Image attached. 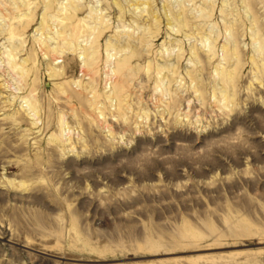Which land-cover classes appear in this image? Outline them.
Wrapping results in <instances>:
<instances>
[{
  "label": "rangeland",
  "instance_id": "1",
  "mask_svg": "<svg viewBox=\"0 0 264 264\" xmlns=\"http://www.w3.org/2000/svg\"><path fill=\"white\" fill-rule=\"evenodd\" d=\"M11 1L13 14L0 9V49L18 66L0 78V264H263L264 0L253 11L246 0H147L145 11L76 0L73 28L96 29L58 36L39 28L44 14L65 18L64 0H28L34 22L16 35L32 8ZM164 5L190 27L171 29ZM40 37L61 51L44 55ZM84 45L100 56L87 72Z\"/></svg>",
  "mask_w": 264,
  "mask_h": 264
},
{
  "label": "bare ground",
  "instance_id": "2",
  "mask_svg": "<svg viewBox=\"0 0 264 264\" xmlns=\"http://www.w3.org/2000/svg\"><path fill=\"white\" fill-rule=\"evenodd\" d=\"M9 1H11V0H9ZM8 1V2H9ZM27 1V3H26V5L28 4L29 6V8H32L31 9V11L29 12V13H27L26 14V16H27V20H26V23L25 22H23L22 24H21V22H20V24H17L16 26H14V27H12L11 28V30H10V32L9 33H11V34H21V32L22 31H26V30H28L29 28H30V25L32 24V22H34V18H35V15L36 14H34V12L36 11V9H37V6L36 7H32L30 4H29V2H28V0H26ZM246 1H248V2H246ZM245 1V3H246V8L249 10V11H253L254 10V3L252 2L253 0H246ZM7 2V0H0V9H4V10H7V11H9V14H13V12L14 11H12L13 9H11L9 6H8V4L10 5V3L12 4V1L11 2H9L8 3ZM13 2L15 3V5L17 4V9L19 8L20 9V7L22 6L21 4H19L18 2L19 1H17V0H13ZM252 2V3H251ZM21 3V2H20ZM22 4H25V0H23L22 1ZM61 4H62V6H60V11H62V12H65V11H63V10H66V11H68V9H71V11H69V12H66L65 13V18H62L61 16H52V17H50V20L46 17V14H44L43 15V19H42V22L40 23L41 24V26H40V28H39V30H42V32H43V30H44V28H46V27H48V29L47 30H50V31H48V32H50L51 33V31H52V33H54L55 35H60V34H67V32H68V30H71V35L72 34H81L82 35V29L84 30V32L86 31H91V33L96 29V27H94V25L92 26H89V23L90 22H88L87 21V23H84L83 24V26H81V27H78V28H73V25H72V20H73V18H75V17H77V15H78V13H80L81 11H83L84 10V6L79 2V1H76V0H67V2H65V0L63 1V2H61ZM71 7H69V6ZM24 7H25V5H23ZM132 6L133 7H135L136 8V10L138 11V10H144L145 11V9H147V7H149L150 6V3H149V1H147V0H144V1H142V0H138L137 2H135V3H133L132 4ZM14 7V6H13ZM54 7V5H53V3L52 2H50L49 1V3H48V5H47V7H46V11L47 10H49V9H51V8H53ZM23 8V7H22ZM26 8V7H25ZM19 9H18V11H19ZM93 9H95L94 7H93ZM164 9H165V11H166V14H167V17L169 18V27L171 28V29H173V30H176V33H179L180 32V28L181 27H190V25H189V20L187 19V16L185 17V15L183 14V13H181V14H174L171 10H169V8H168V6L167 5H164ZM22 10V9H21ZM24 10V9H23ZM94 11V10H93ZM96 11H99L98 9H96ZM6 12V11H5ZM95 12V11H94ZM46 13V12H45ZM96 13V12H95ZM99 12H97L96 14H98ZM7 14H8V12H7ZM8 14V15H9ZM93 14V13H92ZM255 14V13H254ZM9 16H11V15H9ZM13 16V15H12ZM21 16V15H20ZM24 16V15H23ZM25 16V17H26ZM24 17V18H25ZM157 16H154V19L156 20V22H158V19L156 18ZM23 18V19H24ZM62 18V19H61ZM94 18V17H93ZM21 19V18H20ZM160 19V18H159ZM20 21H22V20H20ZM53 21V22H52ZM57 21H59V23L62 25V27L63 28H59L58 27V24H56L57 23ZM49 22H50V24H49ZM52 22V23H51ZM107 23V22H106ZM78 26H79V24H78ZM4 27V26H3ZM70 28V29H68L67 30V32H66V28ZM156 27H158V26H156ZM85 28V29H84ZM89 28H90V30H89ZM95 28V29H94ZM99 28V27H98ZM109 25L108 26H104L103 28H99V30H98V34H99V36H101L102 34H105L106 33V31L107 30H109ZM152 25H149L148 24V22H147V20H146V22H145V28H144V33L143 34H151V32H152ZM38 29V28H37ZM4 30H5V27H4ZM6 31V30H5ZM97 31V30H96ZM95 31V32H96ZM4 32V31H3ZM70 32V31H69ZM83 32V33H84ZM1 33V32H0ZM90 33V32H89ZM96 33V34H97ZM175 33V32H174ZM87 34V33H86ZM94 34V33H93ZM193 34V33H192ZM69 35V34H68ZM70 35V36H71ZM80 35V36H81ZM77 36V35H76ZM79 36V37H80ZM93 36V35H92ZM72 37V36H71ZM83 37V36H82ZM49 38H51V37H49ZM146 37L145 36H139L138 37V40H139V42H140V44L141 43H143L146 39H145ZM54 39H55V37H54ZM56 39H57V37H56ZM66 41V40H65ZM86 41V40H85ZM207 42H210V39H208L207 38V40H206ZM38 42H39V49H41V51L43 52V54L44 55H50L52 52H54V53H56V52H59V51H61V47L60 46H57V47H53L50 43H48V41H47V39L46 38H42V37H40V39H38ZM53 42V41H52ZM65 43V42H64ZM67 43L68 44H70L71 45V40H70V42H68L67 41ZM66 43V44H67ZM73 44H74V42H73ZM72 44V45H73ZM80 44V43H79ZM92 44H94V43H91V45ZM95 45V44H94ZM91 46V47H89V46H80V49L82 50V55H83V59L84 58H86V60H84L85 62L83 63L84 65H85V67H83V72H87V71H90V70H94L95 69V65L98 63V59H100V56H99V51H98V48L97 47H95V46ZM89 47V48H88ZM72 48H74V47H72ZM1 50V49H0ZM73 50V49H72ZM2 51V50H1ZM0 51V52H1ZM40 51V52H41ZM74 51V50H73ZM237 51H238V49H236V54H237ZM33 52H34V50H33ZM41 52V53H42ZM36 53V52H35ZM54 53H52L53 55H54ZM191 54L196 58V60L198 61V62H200L201 64H203V68H205V66H206V63H205V60H204V57L202 56V54H201V52H200V50L196 47V46H192L191 47ZM2 55H3V57L2 58H0V78H1V76L3 75V76H5V74L8 72H11V70L13 69V67L11 66V64H13V62H15L16 61V58L15 57H13V55H12V53L9 51V50H3L2 51ZM14 55H16V54H14ZM64 55V54H63ZM15 58V59H14ZM87 58H88V60H87ZM132 58V56H129V55H125L124 57H123V59H121L120 61H115V62H113L112 64H111V66H109L108 67V76H109V79L111 80V78H112V76L113 77H118V75H123L124 74V69H126L125 67H126V64H127V66H128V64L130 63L129 61H130V59ZM54 59V61H58L59 59H60V57H55V58H53ZM74 59V58H73ZM15 60V61H14ZM27 61V59L25 60V62ZM87 61V62H86ZM129 62V63H128ZM17 63V62H16ZM109 63H111V59H109L108 60V64ZM13 65H16V67L18 68V66H17V64H13ZM14 71L15 70H17V69H13ZM65 70V69H64ZM13 71V72H14ZM13 72H11V73H13ZM18 72V71H17ZM64 73H65V71H63ZM15 73V72H14ZM10 74V73H9ZM89 74V73H88ZM13 75V74H12ZM12 75H10V76H12ZM2 76V77H3ZM51 76H63V74H62V72H60V71H58V72H56V71H54L53 73L51 72ZM233 76V78H234V74L232 75ZM20 77V76H19ZM4 78V77H3ZM27 78V77H26ZM94 79V78H93ZM108 79V80H109ZM26 80V79H25ZM234 80V79H233ZM5 81H6V84H8V85H12V84H10L11 82H10V79H8L7 77L5 78ZM62 84V83H61ZM63 86L65 87V89L64 90H67V91H69V93L72 95V97L74 96V97H78V93H80V92H77L76 90H74V88H73V86L69 83V81H65L64 83H63ZM22 87V86H21ZM10 88V87H9ZM87 89V88H86ZM119 89H121V88H119ZM67 91H66V93H67ZM82 91V90H81ZM83 92V91H82ZM165 94V93H164ZM114 95V94H113ZM112 95V96H113ZM81 97H82V94L80 95ZM76 97V98H77ZM28 98V97H27ZM30 99V98H29ZM116 99V98H115ZM27 100V99H26ZM82 101H84L83 99H81ZM80 100V101H81ZM179 101V100H178ZM30 101H28V103H29ZM176 102H177V98H172L171 99V102H169V103H172V105H170V107H173L175 104H176ZM29 105H30V107H31V105H33V103H29ZM35 105H34V107H32L31 109L33 110V112H34V115L36 116L37 115V112L38 111H36V109H35ZM32 113V112H31Z\"/></svg>",
  "mask_w": 264,
  "mask_h": 264
},
{
  "label": "crops",
  "instance_id": "3",
  "mask_svg": "<svg viewBox=\"0 0 264 264\" xmlns=\"http://www.w3.org/2000/svg\"><path fill=\"white\" fill-rule=\"evenodd\" d=\"M263 264H264V256H263Z\"/></svg>",
  "mask_w": 264,
  "mask_h": 264
}]
</instances>
